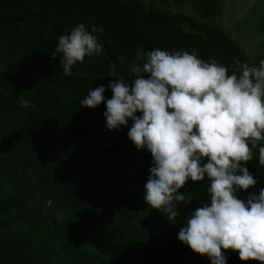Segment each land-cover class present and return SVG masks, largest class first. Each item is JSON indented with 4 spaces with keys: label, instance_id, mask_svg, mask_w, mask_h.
<instances>
[{
    "label": "trees",
    "instance_id": "obj_1",
    "mask_svg": "<svg viewBox=\"0 0 264 264\" xmlns=\"http://www.w3.org/2000/svg\"><path fill=\"white\" fill-rule=\"evenodd\" d=\"M226 2L0 0V264H210L177 239L189 213L210 203L208 178L178 190L193 199L180 203V217L169 222L144 202L151 154L128 139L131 121L106 130L104 103L87 108L80 101L91 88L115 82L108 77L113 63L131 87L132 63L145 62L136 59L137 48L195 52L229 75L238 74L239 63L259 66L264 0L244 21L260 40L261 53L252 57L207 23ZM80 23L103 28L102 54L86 56L66 76L60 54H52L59 36ZM104 95L112 93L106 88ZM21 98L30 106L17 103ZM253 151L245 166L257 183L237 192L245 201L264 188V167ZM222 252L226 264H261Z\"/></svg>",
    "mask_w": 264,
    "mask_h": 264
},
{
    "label": "clouds",
    "instance_id": "obj_2",
    "mask_svg": "<svg viewBox=\"0 0 264 264\" xmlns=\"http://www.w3.org/2000/svg\"><path fill=\"white\" fill-rule=\"evenodd\" d=\"M103 28L83 23L58 38L53 58L66 76L85 57L102 54L99 33ZM96 33L97 35H93ZM130 74L131 87L118 77L117 65H110L105 85L90 89L81 107L96 108L102 102L106 130L128 127L127 136L137 150L151 154L149 176L143 199L169 222L180 217L178 205H187L191 194L180 192L187 181L207 180L210 203L190 212L177 239L193 252L206 255L210 264H226L222 250L238 252L241 261L264 264V188L249 193L246 201L237 197L257 180L245 164L258 149L259 166L264 167V60L259 66L239 63L238 74L215 60L198 58L195 52L169 53L161 49H136ZM123 60V57H118ZM149 74L143 78L142 74ZM106 88L111 98L105 97ZM22 107L30 101L18 99ZM140 113V115H136ZM206 159V162H205Z\"/></svg>",
    "mask_w": 264,
    "mask_h": 264
},
{
    "label": "rangeland",
    "instance_id": "obj_3",
    "mask_svg": "<svg viewBox=\"0 0 264 264\" xmlns=\"http://www.w3.org/2000/svg\"><path fill=\"white\" fill-rule=\"evenodd\" d=\"M257 0H227L224 10L220 16L211 18L207 23L217 27L226 35L238 50L247 57L264 53V47L258 51L260 40L252 31V26L245 24L248 13ZM261 49V48H260Z\"/></svg>",
    "mask_w": 264,
    "mask_h": 264
}]
</instances>
